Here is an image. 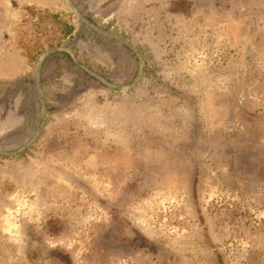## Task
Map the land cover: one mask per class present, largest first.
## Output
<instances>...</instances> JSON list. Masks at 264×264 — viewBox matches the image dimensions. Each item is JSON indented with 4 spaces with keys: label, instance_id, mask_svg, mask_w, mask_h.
I'll return each mask as SVG.
<instances>
[{
    "label": "rangeland",
    "instance_id": "1",
    "mask_svg": "<svg viewBox=\"0 0 264 264\" xmlns=\"http://www.w3.org/2000/svg\"><path fill=\"white\" fill-rule=\"evenodd\" d=\"M0 0V264H264V0ZM117 38L136 52L128 49Z\"/></svg>",
    "mask_w": 264,
    "mask_h": 264
},
{
    "label": "water",
    "instance_id": "2",
    "mask_svg": "<svg viewBox=\"0 0 264 264\" xmlns=\"http://www.w3.org/2000/svg\"><path fill=\"white\" fill-rule=\"evenodd\" d=\"M67 7L70 9V11L72 12V14L80 21L81 24H84L86 25L87 27L93 29V30H96V31H99L103 34H106V35H110V36H113L116 38V36L112 35L111 33L107 32V31H104L102 29H100L98 27V25H96L95 23H93L92 21H90L75 5L74 3L72 2V0H64ZM121 43H123L128 49H130L131 51H134L136 52V50L132 49V47H130V45H128L126 42L120 40L119 38H117ZM53 53H65L67 55H69L71 57V59L77 63L78 65H80L83 69H85L88 73H90L91 75L95 76L93 73H91L89 70H87L85 67H83L75 58L74 56L72 55V53L68 50V49H65V48H54V49H48L47 51H45L41 56H39L37 58V61H36V65L34 67V70H33V81H34V85L36 86L37 88V91L39 92V95L41 97V101H42V121L40 123V126L39 128L37 129L38 131H36V133L31 137V138H28L26 139L22 144L18 145V147L14 150H11V151H5L3 149H0V156H6V155H12L14 153H17V152H20L22 151L25 147L29 146L33 141L34 139L38 136L41 128H42V125L44 123V120H45V117H46V110H45V107H44V98H43V93H42V89H41V83H40V78H41V73H42V68H43V63L45 62V60ZM137 53V52H136ZM97 77V76H95ZM97 79L102 82L106 87H108L109 89H115V88H119V89H126L128 88L129 86H124V87H119V86H116L112 83H109L108 81H105L101 78H98Z\"/></svg>",
    "mask_w": 264,
    "mask_h": 264
}]
</instances>
